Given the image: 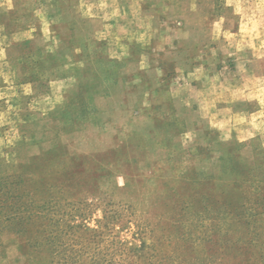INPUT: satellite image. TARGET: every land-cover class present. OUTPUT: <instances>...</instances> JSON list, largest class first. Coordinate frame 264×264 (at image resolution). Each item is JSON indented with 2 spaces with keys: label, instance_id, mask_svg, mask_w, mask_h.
<instances>
[{
  "label": "rangeland",
  "instance_id": "1",
  "mask_svg": "<svg viewBox=\"0 0 264 264\" xmlns=\"http://www.w3.org/2000/svg\"><path fill=\"white\" fill-rule=\"evenodd\" d=\"M52 1L14 0L0 14L10 33L0 30V86L13 84L21 67L33 80L41 71L53 81H74L71 92L43 100L45 113L56 109L61 119L52 148L21 166L11 155L0 159V178L16 181L21 202L32 204L21 226L0 217L9 264H264V101L254 106L263 126L252 140L206 133L190 115L182 135L181 105L167 99L175 86L160 82L163 58L150 57L156 71H145L142 83L116 73L117 65L130 63L131 41L155 43L162 52L181 39L196 43L195 33L180 32L181 0H65L62 18ZM224 1L240 20L264 23V0L218 3ZM72 16L83 24H67ZM53 18L65 22L57 27ZM228 28L235 52L220 51L219 79L239 84L248 51L264 45V33L243 42L237 21ZM216 29L221 35L222 26ZM39 33L48 37L40 44ZM53 34L75 36L74 48L86 51H68L67 41L56 43ZM189 74L190 80L200 75ZM9 106L0 104L2 126ZM18 130L2 128L0 149L14 143ZM229 202L244 205L247 224L212 231L195 218L207 206L228 215L235 208Z\"/></svg>",
  "mask_w": 264,
  "mask_h": 264
},
{
  "label": "crops",
  "instance_id": "2",
  "mask_svg": "<svg viewBox=\"0 0 264 264\" xmlns=\"http://www.w3.org/2000/svg\"><path fill=\"white\" fill-rule=\"evenodd\" d=\"M65 2V0L52 1L51 6L58 11L60 18H62L60 11H63ZM10 3L14 7V0H1L0 14L11 11ZM42 6H46V4ZM68 18L71 20L67 23L70 26L78 23L83 24L77 21L75 16ZM60 20L53 18V25L60 27V24L65 22ZM239 20L233 6L228 5L226 1L220 5L218 0H181V16L177 22L180 32L190 36L195 33L196 43L190 44L189 39H181L178 43L165 45L163 53L159 51L160 49L157 50L153 47L155 43L153 46L150 43L151 45L148 47H142L138 43L139 41H131L130 51L134 58L118 73L137 75L138 82L142 83L143 80L140 76L145 71H156L153 69L150 57H161L163 61L159 62L158 68L165 74L160 82L166 88L175 86V92L173 95H169V99L171 102L180 103L181 122H185L190 115L197 126L208 131L224 133L227 139L236 137L241 142L252 140L261 135L260 130L263 126L261 124L263 112L260 108L255 107L264 101V45H258L256 48L253 47V51H248L251 57L244 62L245 70L239 84H233L226 79L220 80L218 73L220 51H229L232 54L235 52L231 51V42L227 41V33H231L228 26L232 21H237L240 33L238 36L243 42L262 38L264 33V23L261 20H250L244 16L240 22ZM257 24H259L258 27ZM217 26H222L221 35L217 32ZM0 27L2 32H7L10 36L6 25L1 24ZM53 35L50 38H53L56 43L60 40L62 43L67 41L70 47L68 51H86L85 47L74 48V44L71 43V40L75 38L73 35L70 37ZM91 36V34L85 35L83 40H90ZM6 37L8 38L7 35ZM46 38H48L46 35L39 33V44L40 40ZM130 44L127 46L129 47ZM243 48L244 46H239V50H243ZM5 49L1 51H5ZM179 56L178 61L177 57ZM146 59H149L147 64L145 63ZM255 66L263 68L261 75L256 74ZM25 70L24 67L19 69V73L13 77V84L5 83L0 86V104H9L13 109L11 113L8 109L2 113L11 114V117L6 124L0 125V142L5 141L2 133V128L5 125H15L22 130L20 133L18 130L19 136H13L14 143L10 147H7L5 151L3 148L0 149V159L11 155L17 165L26 164L43 151L52 148L53 138L57 134L56 129L60 128L61 119L57 113H54L56 109L45 113L43 100L49 93L53 95L52 97L57 96L58 98L62 92H65L64 90L74 86L72 79L53 81L40 73L41 71H39V81L33 80L27 77ZM47 70L53 73L54 69ZM194 70L200 75L196 77L197 79L190 80L189 73H193ZM177 75H180L179 79L173 81ZM32 103L34 105H31ZM184 103L191 106L192 110L184 108L182 106ZM35 104H39V108ZM241 105H245L246 108H239ZM183 126H185L184 123ZM185 131L184 127L183 134H180L186 135ZM9 259L6 250L1 249L0 264H9Z\"/></svg>",
  "mask_w": 264,
  "mask_h": 264
},
{
  "label": "trees",
  "instance_id": "3",
  "mask_svg": "<svg viewBox=\"0 0 264 264\" xmlns=\"http://www.w3.org/2000/svg\"><path fill=\"white\" fill-rule=\"evenodd\" d=\"M131 57L132 58L131 60H129V62H131L134 58L133 53L131 54ZM123 67H119L117 65L116 73L119 74L118 71ZM167 99L169 103H172L169 98ZM183 123L185 125V122ZM195 125H197V123H195ZM184 127L185 126L181 128L182 134L184 132ZM204 130L206 131V133L208 132L214 133L212 131H208L207 129ZM21 165H25V164H20L17 166H21ZM18 186L19 185L16 181L2 180V178H0V217L5 218L6 222L13 226L15 225L21 226L22 222L27 220V217L22 216V212L23 211L26 212L28 207L32 206V204L29 201H27L26 203L21 202L23 198L19 194H17ZM224 204L226 205V203ZM228 206L235 207L233 211H230L228 213V215L227 212L223 213L221 210H213L212 208L208 209L207 206L199 209L196 212L195 218H198V220L200 221V225L202 227H204L205 224H211L212 231L221 230L224 229L225 227H229L230 225L243 226L244 223L247 224L248 217H246L245 207L243 204L234 205V203L229 202ZM257 216L261 217L262 214H258ZM1 249L2 246L0 247V250Z\"/></svg>",
  "mask_w": 264,
  "mask_h": 264
}]
</instances>
